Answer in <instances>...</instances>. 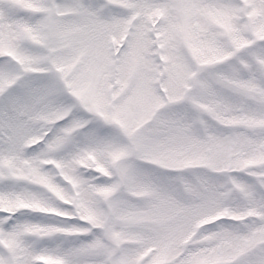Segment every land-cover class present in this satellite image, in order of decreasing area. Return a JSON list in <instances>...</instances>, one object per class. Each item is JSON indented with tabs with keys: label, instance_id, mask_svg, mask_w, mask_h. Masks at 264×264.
<instances>
[{
	"label": "snow or ice",
	"instance_id": "snow-or-ice-1",
	"mask_svg": "<svg viewBox=\"0 0 264 264\" xmlns=\"http://www.w3.org/2000/svg\"><path fill=\"white\" fill-rule=\"evenodd\" d=\"M0 264H264V0H0Z\"/></svg>",
	"mask_w": 264,
	"mask_h": 264
}]
</instances>
